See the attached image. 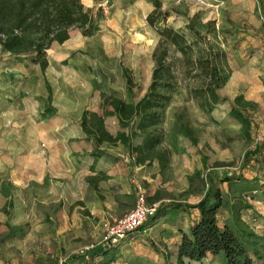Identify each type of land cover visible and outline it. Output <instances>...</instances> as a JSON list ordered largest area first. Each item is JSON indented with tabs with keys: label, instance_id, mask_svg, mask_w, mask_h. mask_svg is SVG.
<instances>
[{
	"label": "rangeland",
	"instance_id": "rangeland-1",
	"mask_svg": "<svg viewBox=\"0 0 264 264\" xmlns=\"http://www.w3.org/2000/svg\"><path fill=\"white\" fill-rule=\"evenodd\" d=\"M98 1L101 5L104 0ZM128 1L120 7L140 22L136 28L124 25L128 32L118 35L122 41L102 32L76 53L65 45H53L45 74L39 66L3 54L0 47V264H176L181 235L189 232L199 214L184 207L174 210L170 204H196L209 191L208 183L212 189L220 188L234 206L231 222L264 236V151L258 153L264 141V0H159L175 19L158 27L183 34L193 45L194 60L201 50L213 48L228 78L220 91L222 101L212 112L204 110L202 100L191 93L203 79L195 77L196 72L189 75L182 54L171 49L180 88L159 125L162 146L175 151L172 130L183 110L198 132L199 144L180 138L179 152L163 173L156 166L136 174L135 193L122 194L119 200L111 183L96 191L90 184L92 175L77 160L79 152L57 154L64 150L61 143L51 156L34 155L46 149L33 125L40 124L37 119L47 104L63 113L68 99L89 97L91 105L101 104L102 97L110 94L131 103L125 73L136 84L133 97L142 98L148 89L160 36L153 27L156 32L145 38L134 35L131 40L129 34L151 27L144 16L155 7V0H141L140 12L133 5L138 0ZM238 98L252 105L247 111L253 124L251 141L243 138L239 122L229 116ZM62 119L73 126L81 122ZM107 127L117 129L112 119ZM74 129L63 132L62 138L58 135L66 148L68 135H82ZM248 158L255 161L245 166ZM240 177L244 181H222ZM139 187L148 198L161 193L157 223L130 234L118 246L102 248L109 226L134 208ZM228 216L225 211L220 223ZM202 264L218 262L209 258Z\"/></svg>",
	"mask_w": 264,
	"mask_h": 264
},
{
	"label": "trees",
	"instance_id": "trees-1",
	"mask_svg": "<svg viewBox=\"0 0 264 264\" xmlns=\"http://www.w3.org/2000/svg\"><path fill=\"white\" fill-rule=\"evenodd\" d=\"M169 17V12L162 10V3L155 0V10L148 16L147 22L156 29L160 39L152 55L154 68L151 82L143 97L136 99L132 96L136 84L125 73L127 92L133 102L127 103L114 94L105 95L100 104L101 114L84 113L80 122L86 139L94 144L97 153L105 143L112 146L123 145L128 149L133 166L144 169L158 166L161 173L170 164L173 154L179 152L177 145L180 138L193 146L199 144L198 132L190 124L187 111L183 110L177 115L172 130L175 151L162 146L164 135L160 132L159 125L166 106L180 88L176 63L170 58L171 49L182 54L189 75L196 72L194 76L203 79V85L193 89L191 93L202 100L204 110L212 112L222 101L220 91L228 78L213 48L201 50L194 60L193 45L183 34L166 26L158 27V24L165 25ZM189 27L199 38L202 37L192 24ZM75 29L83 30L85 35H90L94 29L92 17L85 10L82 0H0V47L3 54L27 63L26 65L31 63L39 66L44 74L49 67L47 52L54 44L63 45L67 42ZM248 107L252 105L238 98L237 105L231 108L229 116L239 122L243 138L251 141L253 124L247 115ZM56 115L57 110L47 104L42 118ZM109 119L116 124L115 132L107 127ZM263 151L264 141L259 146L258 153L262 154ZM258 159L259 156L255 158ZM255 160L248 158L245 166L251 165ZM100 175L90 178V184L96 191L99 190V183L107 180V176ZM197 175L200 173L197 172ZM243 179L226 178L222 181H244ZM208 186L209 191L196 204H170L174 210L184 207L196 210L199 214L189 232L181 235L176 264H202L209 258L216 259L218 264H253L254 260L259 263L264 261V236H258L239 222H231L234 219V206L225 200L220 188L212 189L210 183ZM147 200L150 204H156L161 202L162 195L156 191ZM160 206L161 204L158 205L155 216L135 232L145 227L151 228L157 223ZM225 211L229 216L221 224L219 219ZM102 248H96L97 252Z\"/></svg>",
	"mask_w": 264,
	"mask_h": 264
},
{
	"label": "crops",
	"instance_id": "crops-1",
	"mask_svg": "<svg viewBox=\"0 0 264 264\" xmlns=\"http://www.w3.org/2000/svg\"><path fill=\"white\" fill-rule=\"evenodd\" d=\"M140 1L141 0H138L133 4L136 7V10L139 12L140 9L142 10V4ZM128 2V0H112L113 12L109 15H104L100 9V1L82 0L85 10L88 11L92 17L94 25L93 32L90 35H85L83 30L75 29L71 32L70 39L67 42H65L63 45L57 43L54 45H65L68 51L76 53L81 51L85 47L86 43H91L93 38L102 32L113 34L118 39V41H122L118 38V35L121 36L123 32H128L127 28H124V25L125 27L132 25L133 28H136L140 22V19L137 16L130 19L129 16L125 14V11L122 10L121 7H123V5L127 4ZM160 2L162 3V1ZM154 10L155 7H152V9L144 16L146 21L148 16ZM162 10L164 12L172 13V11L166 10L163 4ZM169 19L175 18L170 15ZM148 32L156 31H154L152 27H149L145 30L132 29L129 34V39L132 40L134 35L145 38L148 36ZM117 43L118 45H121V42ZM68 101L64 105L65 108L63 113L58 111L57 108L53 106L57 110V115L55 117L43 119L42 114L45 108L41 111L40 118L37 119H40V124L38 125L35 123L33 128H36L39 131L40 137L45 141L44 143L46 149L42 153L34 155L51 156L52 151H55L57 145L61 143V145L64 146V150H62V153H60V150L56 149V152L59 156L66 155L68 152H70V154L79 152L81 156L77 160L83 165V170H88V173L91 174L92 177L101 176L100 174L107 176V180L101 181L99 183V188L102 187V184L111 183V187L114 190L113 194L117 195L119 200L122 194L131 195L135 193L133 179L139 171H144V168L135 167L131 164L128 149L123 145L112 146L108 143H105L102 145L101 151L97 153L95 151L94 144L86 139L81 127V123L77 124V126H73L71 125L72 122H70L68 119H66V121L62 119L63 117H73L77 119V121H81V117L84 113L100 114V104L96 103V105L93 103L91 105L89 102V97L81 98V100L68 99ZM73 129L81 130L82 135H68L66 141L68 148H66L59 137L62 138V133L65 131L68 134L73 132ZM45 176L46 174L43 173L42 178Z\"/></svg>",
	"mask_w": 264,
	"mask_h": 264
},
{
	"label": "built area",
	"instance_id": "built-area-1",
	"mask_svg": "<svg viewBox=\"0 0 264 264\" xmlns=\"http://www.w3.org/2000/svg\"><path fill=\"white\" fill-rule=\"evenodd\" d=\"M112 8L111 0H104L100 9L104 15H109ZM158 204H150L147 194L139 187L134 208L109 226L102 244L103 248L115 247L125 241L130 234L141 228L151 217L155 216Z\"/></svg>",
	"mask_w": 264,
	"mask_h": 264
}]
</instances>
